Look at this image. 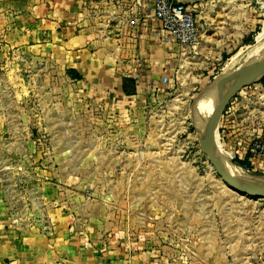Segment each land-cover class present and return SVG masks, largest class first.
Masks as SVG:
<instances>
[{"label": "rangeland", "instance_id": "rangeland-1", "mask_svg": "<svg viewBox=\"0 0 264 264\" xmlns=\"http://www.w3.org/2000/svg\"><path fill=\"white\" fill-rule=\"evenodd\" d=\"M197 4L198 45L176 57L168 84L126 101L89 96L71 68L44 50L0 45L6 229L39 228L51 208H62L91 233L148 239L172 263L264 264V198L230 188L202 150L205 122L246 65L230 71V60L263 30L264 0ZM261 78L226 107L220 157L230 158L236 142L264 135ZM208 89L214 92L197 103Z\"/></svg>", "mask_w": 264, "mask_h": 264}, {"label": "crops", "instance_id": "crops-1", "mask_svg": "<svg viewBox=\"0 0 264 264\" xmlns=\"http://www.w3.org/2000/svg\"><path fill=\"white\" fill-rule=\"evenodd\" d=\"M97 17H88L85 0H0V45L44 50L53 60L81 74L72 78L89 96L119 98L150 94L171 81L176 57L186 47L162 43L139 30L136 35L117 16L110 26L108 5L97 2ZM121 14L120 10L115 11ZM113 17V16H111ZM136 80V92L123 91V78ZM127 98V99H126ZM49 217V218H48ZM39 228L9 230L0 222V264H188L172 263L148 239L91 233L72 223L62 208L50 210ZM197 261V260H196ZM200 262V261H199ZM202 264V261L200 262Z\"/></svg>", "mask_w": 264, "mask_h": 264}, {"label": "built area", "instance_id": "built-area-1", "mask_svg": "<svg viewBox=\"0 0 264 264\" xmlns=\"http://www.w3.org/2000/svg\"><path fill=\"white\" fill-rule=\"evenodd\" d=\"M100 1L108 5L109 15L113 16H107L106 26H110L115 17L125 16L127 25L136 35L139 30H145L162 43L174 42L182 47L195 48L199 43L197 3L187 0H85L88 17H97L96 4ZM116 10L121 14H116ZM140 77V73L135 75L136 80ZM230 159L264 172V135L248 143L236 142ZM188 264L202 263L193 260Z\"/></svg>", "mask_w": 264, "mask_h": 264}, {"label": "water", "instance_id": "water-1", "mask_svg": "<svg viewBox=\"0 0 264 264\" xmlns=\"http://www.w3.org/2000/svg\"><path fill=\"white\" fill-rule=\"evenodd\" d=\"M191 3H203L210 0H187ZM264 75V56L250 61L245 67L241 68L234 78L230 87L224 91L214 105L209 119L205 122V132L203 137L202 150L208 157L209 162L223 179V181L233 190L252 196L255 198H264V177H248L243 174H236L229 170L222 162L218 152L217 132L224 111L232 98L245 86L253 80L260 79Z\"/></svg>", "mask_w": 264, "mask_h": 264}, {"label": "bare ground", "instance_id": "bare-ground-1", "mask_svg": "<svg viewBox=\"0 0 264 264\" xmlns=\"http://www.w3.org/2000/svg\"><path fill=\"white\" fill-rule=\"evenodd\" d=\"M257 41L253 46L247 47L245 49H241L237 54H235L232 57L231 64L229 66L230 71L231 70H236L238 68H240L242 65L247 64L250 61L255 60L256 58H258L264 50H262L263 46H264V27L263 30L261 32H259L258 36H257ZM242 68V67H241ZM221 82V81H220ZM214 92V90L212 89H208L206 90L197 100V103H199L202 99H204L205 101L211 96V94ZM215 94V93H214ZM202 103V102H201ZM197 105V104H196ZM198 110V109H197ZM217 136V135H216ZM220 149V147L218 148ZM223 149V148H222ZM219 152V151H218ZM224 152V151H223ZM225 153V152H224ZM223 164L232 172L236 173V174H243L246 175L248 177H252V175H250L248 173V170L244 169L242 166L235 164L234 162H232V160L230 158L227 157H221ZM229 165H228V164ZM252 173V172H251Z\"/></svg>", "mask_w": 264, "mask_h": 264}, {"label": "trees", "instance_id": "trees-1", "mask_svg": "<svg viewBox=\"0 0 264 264\" xmlns=\"http://www.w3.org/2000/svg\"><path fill=\"white\" fill-rule=\"evenodd\" d=\"M73 70H69V72H71V75L73 78H81V74H79L78 72H72ZM262 81H264V75L261 78ZM123 91L126 94H133L136 92V79L132 78V77H124L123 78ZM239 164L245 166V163L242 162H238ZM247 168H249L248 166H246Z\"/></svg>", "mask_w": 264, "mask_h": 264}]
</instances>
